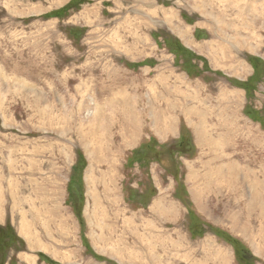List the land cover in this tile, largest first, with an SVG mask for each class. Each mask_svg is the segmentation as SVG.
Instances as JSON below:
<instances>
[{
    "label": "rangeland",
    "instance_id": "obj_1",
    "mask_svg": "<svg viewBox=\"0 0 264 264\" xmlns=\"http://www.w3.org/2000/svg\"><path fill=\"white\" fill-rule=\"evenodd\" d=\"M201 1L0 0V264H264V150L206 149L226 103L264 120V52L230 48L257 58L242 79L217 68Z\"/></svg>",
    "mask_w": 264,
    "mask_h": 264
},
{
    "label": "crops",
    "instance_id": "obj_2",
    "mask_svg": "<svg viewBox=\"0 0 264 264\" xmlns=\"http://www.w3.org/2000/svg\"><path fill=\"white\" fill-rule=\"evenodd\" d=\"M196 7L199 10L197 13L201 14V18L199 19L200 21H194L196 23L195 27L205 30L211 38L215 37L219 40V42H216L220 46L218 51L211 45L208 48L211 59H215L217 63H219L220 58L218 53L222 54L224 62L221 60L223 63L218 65L217 68L229 67L241 79L242 74L246 73L248 75L251 65L247 64V60L243 64L242 61L229 55L231 54L230 48L245 50L255 56H259V54L264 52V0H202L201 5ZM215 22L218 23V27ZM186 36L184 35L183 37L186 38ZM184 42L188 43L189 40L186 39ZM221 42L226 44L220 45ZM239 91L241 92V90ZM239 91L236 95L238 96L236 100L238 102L241 101ZM157 93L155 92L151 95H156ZM208 96L212 95L208 94ZM221 96H232V94H222ZM243 113L242 107L238 108V105L234 107L226 103L224 113L221 115L224 125L218 128L216 134L210 133L209 138L207 137L213 143V146L206 145L208 153H210V149L212 151L218 150L219 152L221 150L223 157L229 159L224 164L232 163L230 161V152L232 149L240 147L241 144L243 146L247 144V147L242 149L245 152V156L254 157L253 152L258 149L264 150V130L258 123ZM175 125L176 121L171 133H155L159 137H167L174 132ZM216 143L219 146L217 148L214 147ZM59 218H61V215ZM0 222L3 223L4 219L0 220Z\"/></svg>",
    "mask_w": 264,
    "mask_h": 264
},
{
    "label": "bare ground",
    "instance_id": "obj_3",
    "mask_svg": "<svg viewBox=\"0 0 264 264\" xmlns=\"http://www.w3.org/2000/svg\"><path fill=\"white\" fill-rule=\"evenodd\" d=\"M124 101H126V100H124ZM124 103H126V102H124ZM127 108H131V106L125 105V106H123V108L119 112H117V113H119L118 117L116 118L117 121L114 120L110 116L108 118V124L104 128V130H102V131L93 130L92 135H93V138L95 140V149H94V156H93L92 159L96 160V157H101L102 158V153H101L102 150L103 151H108V152L111 153L112 146H113L112 143H111V140H112L113 136H112V133L109 132V131L112 130L111 129V122L114 123L116 121V123H118L119 127L121 128V134L123 135V144L124 145L126 143L131 144V143H133L138 138L140 125H139V123L138 124L136 123L137 122L136 121L137 112L135 110L129 111V109H127ZM128 112H129V114H128ZM112 115L114 116V114H112ZM154 119H155L154 121L156 123V129L161 130L163 132H170L171 131V129H172V123L171 122H168L169 119H166V117L157 119V116H155ZM109 123H110V125H109ZM202 135H201V142L205 141L202 138L206 136V135H203V137H202ZM198 137H200V134H198ZM209 145H210V143H209ZM112 156H113V154H112ZM112 194H115V191ZM114 200H116V199H114ZM135 233H136V231L133 230V234H135ZM135 241H137L136 243H140L141 245H143V239H139L138 240V238H135ZM179 244H181V243H173V249L174 250L179 249ZM142 251H144V250H140V251L135 250L133 248V246L130 249V246L129 245H126L124 248L121 249V252L123 254L121 258L123 260H125V261L128 260L129 262H134L139 257V255L142 258ZM148 253H149V250H147V254ZM153 254H156V252H153ZM240 259H242V258H240Z\"/></svg>",
    "mask_w": 264,
    "mask_h": 264
},
{
    "label": "trees",
    "instance_id": "obj_4",
    "mask_svg": "<svg viewBox=\"0 0 264 264\" xmlns=\"http://www.w3.org/2000/svg\"><path fill=\"white\" fill-rule=\"evenodd\" d=\"M249 63L253 66L254 69H256L255 65L257 63V58L255 57H249ZM245 115H247L251 120L258 123L261 128L264 130V120L255 116L254 114H251L249 111L245 110Z\"/></svg>",
    "mask_w": 264,
    "mask_h": 264
}]
</instances>
